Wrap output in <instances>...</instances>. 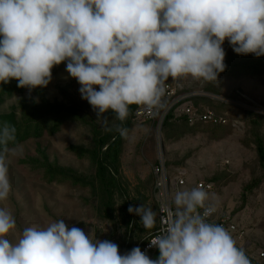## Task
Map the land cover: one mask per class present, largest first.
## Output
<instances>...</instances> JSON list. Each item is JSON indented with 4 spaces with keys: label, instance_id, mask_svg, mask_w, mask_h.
Here are the masks:
<instances>
[{
    "label": "clouds",
    "instance_id": "9594fccd",
    "mask_svg": "<svg viewBox=\"0 0 264 264\" xmlns=\"http://www.w3.org/2000/svg\"><path fill=\"white\" fill-rule=\"evenodd\" d=\"M225 41L238 55L264 57V0H0V84L17 81L29 93L46 88L65 65L97 120L125 121L130 106L163 107L165 83L182 77L217 81L226 70ZM121 136L126 129L118 128ZM16 129L0 124V202L12 185L8 160L21 152ZM197 186L177 191L172 206L142 204L128 212L159 234L150 247L121 255L110 240L67 226L64 219L25 227L0 207V264H250L231 234L208 217L216 211ZM203 210L202 212L200 210Z\"/></svg>",
    "mask_w": 264,
    "mask_h": 264
},
{
    "label": "rangeland",
    "instance_id": "374dc122",
    "mask_svg": "<svg viewBox=\"0 0 264 264\" xmlns=\"http://www.w3.org/2000/svg\"><path fill=\"white\" fill-rule=\"evenodd\" d=\"M53 69L56 73L48 87L16 94L0 108V114H8L15 108L21 115V103L40 107L44 103L77 104L80 116L85 117L88 124H102L89 103L81 98L78 82L70 77L65 79L68 77L65 65ZM178 82L183 94L207 98L215 106L226 105L221 115H225L227 121L224 127L229 128L227 138L217 141L208 133L198 132L186 135L177 143L165 144L161 130L146 123L135 125L124 144L117 175L121 186L116 190V205L109 219L100 217L97 186L94 189L81 186L68 177L51 179L48 173L50 169L72 170L76 176L81 174L94 179L96 166L88 154L93 148L89 125L85 121L67 123L55 134L46 131L40 138H30L19 145L20 154L8 160L12 192L6 201L0 202V207L12 213L17 225L8 239L15 242L25 227L47 226L64 219L69 227H79L86 235L91 232L93 240L116 243L123 255L138 247L152 232L144 229L139 223L140 217L134 214L130 231L122 206L127 202L133 207L140 206L139 202L144 200L146 206L158 211L153 168L159 163H168L169 177L181 174L185 181L180 191L221 176V183H214L215 190L208 193V204L215 205L219 216L231 217L237 235L250 244L249 253L257 258L264 250V180L251 191L247 187L264 174L253 143L254 132L264 138V121L252 125L253 120L258 122L264 117V77L211 82L182 77ZM186 107L177 108L175 116L179 117ZM170 196H174L173 192ZM170 196L167 195L171 200Z\"/></svg>",
    "mask_w": 264,
    "mask_h": 264
},
{
    "label": "trees",
    "instance_id": "16d2710c",
    "mask_svg": "<svg viewBox=\"0 0 264 264\" xmlns=\"http://www.w3.org/2000/svg\"><path fill=\"white\" fill-rule=\"evenodd\" d=\"M224 48L226 51V70L223 73L219 74L218 79H232V80H244L246 78H263L264 77V57H255L254 55H238L236 54L231 46L225 41ZM64 65V64H63ZM56 73V70L53 69V74ZM180 80V78H178ZM28 91L27 88L17 87V81L11 80L9 83L0 84V108L5 104V102L11 99L16 94H24ZM184 92H181L183 94ZM190 100V99H189ZM189 100L184 101L181 105L190 106ZM191 103L193 109L197 110L199 113H205L207 111H212L216 118H224L225 115H221L224 112L223 109L226 105L215 106L207 98H202L198 96H193L191 98ZM187 102V103H185ZM75 106H67L65 103H44V106L40 107L37 105H27L26 103H21L19 110L21 115L15 111L13 108L12 112L8 114H0V124L8 123L11 126H14L16 129L15 132V141L11 143L9 147L15 145H20L22 142L27 141L30 138H40L47 131L50 134H55L62 125L67 123H84L89 125L93 137V148L84 150L85 153L92 157L93 163L96 166V174L93 178L79 174L76 176L75 172H66L61 169H50L51 179H66L67 177L73 180L81 186H88L95 188L96 192H99V204H100V217L112 218V211L114 209L115 203V194L117 188H119L120 182L118 181V174L121 167V156L124 149V144L133 132L135 125L138 123H146L151 125L156 129V124L149 121H142L136 118L135 112L141 107L137 105L130 106V114L128 118L121 122L114 119L111 112L106 113L107 124H99L98 122L88 124L85 117L80 116L77 104ZM177 108V107H176ZM175 108V110H176ZM206 108V109H205ZM225 119V118H224ZM264 121V117L260 120L252 121L253 126H257V123ZM199 123V124H198ZM197 124L189 123L186 116H175L174 111L170 112L162 126V133L164 137V143H177L181 141L186 135H194L198 132L208 133L211 139L213 140H223L228 136L229 128L224 127V123H202L198 122ZM118 128L126 129V135L121 136L117 131ZM255 150L257 152L259 164L264 172V138L260 136L258 132H254ZM245 143V142H244ZM249 146V143H245ZM80 157L83 158V155L80 154ZM158 165V164H157ZM168 163H165L166 169L168 171ZM169 172V171H168ZM154 176V175H153ZM223 176V175H222ZM154 184H155V177ZM263 177L256 180L254 183L247 187L248 191H251L253 188H258L261 186ZM207 183H221V176L217 175L214 178H210L205 181ZM95 185V186H94ZM216 188V187H215ZM141 205L144 204V200L139 202ZM130 204L129 202L124 203L122 206V214L125 217L127 226L130 228V231L133 230L131 225V220L133 214L128 212ZM133 207V206H132ZM159 228L158 225L147 231L152 233L144 239L138 247L143 249L156 231ZM131 250V249H130ZM129 250V251H130ZM151 259H156L159 256V250H155L148 255Z\"/></svg>",
    "mask_w": 264,
    "mask_h": 264
},
{
    "label": "built area",
    "instance_id": "2783aa9c",
    "mask_svg": "<svg viewBox=\"0 0 264 264\" xmlns=\"http://www.w3.org/2000/svg\"><path fill=\"white\" fill-rule=\"evenodd\" d=\"M178 81L179 79L173 80L170 78L165 83L166 91L162 99L163 107H157L153 109L152 111H146L141 106L135 112L136 118L142 121H149V122L155 123L156 129L160 131L162 129L163 122L166 116L172 111H174L175 113L176 107L179 108L182 102L187 101L193 97V95H190V94H181L182 91H181ZM181 115L186 116L189 123L191 124L197 123V122H202V123H208V122L221 123L222 122L224 124L227 123L226 119L224 118H216L212 111H207L205 113H199L197 110L193 109L192 106H187L185 109H183L181 111ZM153 175L155 177L154 197H155L156 202L158 203V204L156 203L158 206V209L161 205H169V206L174 207L172 205V201L174 199L175 193L177 191H180V188H183L186 185L181 174L174 176V178H170L165 164L161 165V163H159L158 165L154 166ZM197 186L203 188L207 193L213 192L215 190L214 184L207 183L205 181L196 183L192 188L197 187ZM192 188H190L189 190H191ZM171 192H173L174 196H170ZM167 195L171 197V200L167 197ZM157 197H159L161 200L158 199L157 201ZM200 211L202 212L203 210L201 209ZM217 211L218 210L212 213L208 217V219L213 223L222 225L231 234V236L236 242V245L245 251L246 255L248 256L250 260V264H264V250L259 253L257 258L253 257L249 253L250 244H248L247 242H244L242 237L237 235L238 234L237 227L233 223V220L231 219V217L228 215L219 216ZM158 220H159V228L156 231L155 235H153V237L150 238V240L154 239L159 234V229L162 226L161 221L159 219V215H158ZM150 240L143 247V249H141L147 255L157 250V248L149 246Z\"/></svg>",
    "mask_w": 264,
    "mask_h": 264
}]
</instances>
